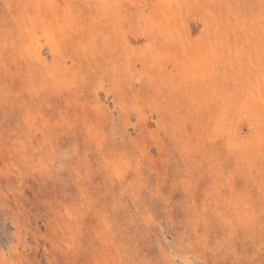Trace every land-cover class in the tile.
Returning <instances> with one entry per match:
<instances>
[{"label": "rangeland", "instance_id": "374dc122", "mask_svg": "<svg viewBox=\"0 0 264 264\" xmlns=\"http://www.w3.org/2000/svg\"><path fill=\"white\" fill-rule=\"evenodd\" d=\"M0 264H264V0H0Z\"/></svg>", "mask_w": 264, "mask_h": 264}]
</instances>
